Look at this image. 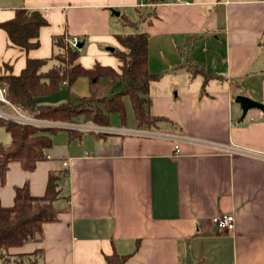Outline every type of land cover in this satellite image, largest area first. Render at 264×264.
I'll return each instance as SVG.
<instances>
[{"label": "crops", "instance_id": "obj_1", "mask_svg": "<svg viewBox=\"0 0 264 264\" xmlns=\"http://www.w3.org/2000/svg\"><path fill=\"white\" fill-rule=\"evenodd\" d=\"M142 3L0 0V22L19 7L48 19L39 47L29 52L0 26V74L6 63L16 75L27 58L51 56L53 36L65 32L83 43L84 67L100 62L118 70L113 51L123 46L117 35L147 31L149 69L162 74L150 85L152 113L166 117L157 129L243 151L181 142L176 152L165 138L94 132L53 138L48 159L34 171L11 163L5 184L0 179V203L13 206L25 184L32 196H44L49 175L64 168L69 197L56 203V220L8 252L42 249L40 264H107L106 255L132 253L139 240L124 264H264V111L251 107L242 118L236 100L242 94L264 105V0ZM124 16L134 24H125ZM192 68L220 77L205 82ZM77 83L83 90L75 89ZM85 86L89 80L81 77L66 95L63 84L51 101L88 97ZM225 213L235 215L234 232L212 221Z\"/></svg>", "mask_w": 264, "mask_h": 264}, {"label": "trees", "instance_id": "obj_2", "mask_svg": "<svg viewBox=\"0 0 264 264\" xmlns=\"http://www.w3.org/2000/svg\"><path fill=\"white\" fill-rule=\"evenodd\" d=\"M164 0H147L148 6H154ZM149 15H155L150 11ZM125 24H134L124 16ZM48 24V19L40 10L19 7L12 19L0 22L8 33L12 44L22 47L27 52L39 47L40 29ZM117 39L123 48L113 51L121 61L119 69L96 62L86 68L80 60L81 49L71 45L68 33H61L52 38V55L45 58H27V64L19 74H13L9 63L0 74V86H5L7 99L29 116L54 122L93 123L97 125L127 126V102L131 103L136 126L158 128L165 116L154 115L151 110V83L159 80L162 74L149 69V33L146 31L118 34ZM264 39V38H263ZM81 42V41H79ZM264 44V40L262 42ZM54 64L47 67L49 62ZM193 75L201 73L206 80L220 77L204 69L192 68ZM86 77L89 80L88 97L75 100L67 97L60 102L51 101L66 84L68 91L75 82ZM0 108L12 106L0 101ZM0 127H4L11 137L9 144L0 143V179L5 184L6 174L11 163L21 164L26 171L32 172L38 162L47 160L53 147V135L66 130L69 139L81 136L84 131L56 126L24 124L0 117ZM95 133V132H94ZM98 134L97 136H104ZM68 168L49 175L45 195L34 197L28 185L16 190L13 206L3 207L0 203V264H40L44 251L37 249L32 254H11L10 246H22L41 230L43 223L56 220L59 209L56 203L69 197L65 192ZM132 253L114 252L106 255L107 264H124Z\"/></svg>", "mask_w": 264, "mask_h": 264}, {"label": "built area", "instance_id": "obj_3", "mask_svg": "<svg viewBox=\"0 0 264 264\" xmlns=\"http://www.w3.org/2000/svg\"><path fill=\"white\" fill-rule=\"evenodd\" d=\"M142 6L145 7V5H148V2L146 0H141ZM71 45L77 46L76 44L78 43L77 38H73L69 40ZM7 91L5 86H0V101H4L12 106L11 109H1L0 108V117L8 118L11 120H14L16 122H21L24 124H35V125H40V126H56V127H65V128H73V129H78L84 132H95V133H100V134H121L125 136H132V137H141L145 139H150V138H157V139H169L174 142L175 144V150L176 152L179 151L180 143L181 142H188V143H196L205 147H211L216 150H223L225 149L226 151L229 152H242L243 150L240 149L239 147H234V146H227V145H220L218 143H214L212 141H206V140H201L198 138H191L189 136L183 135L181 133L177 134L174 132H167V131H162L154 128H144V127H128V126H113V125H97V124H89V123H83V122H76V123H68V122H54L50 120H44V119H39L36 117H31L21 111L18 107L16 108L13 106L9 100L7 99ZM212 221L215 223V225L219 229H224V230H229L231 232H234L235 230V215L231 213H225L222 215H214L212 218Z\"/></svg>", "mask_w": 264, "mask_h": 264}, {"label": "rangeland", "instance_id": "obj_4", "mask_svg": "<svg viewBox=\"0 0 264 264\" xmlns=\"http://www.w3.org/2000/svg\"><path fill=\"white\" fill-rule=\"evenodd\" d=\"M79 88L80 90H83L81 87H80V83H77L75 89ZM85 89H87V87L85 86ZM88 90V89H87ZM64 91L66 92V95L68 94V89L64 88ZM72 100H75V97H70ZM67 99V98H66ZM127 102V116H128V122L130 123V125H132L135 121V116H133V111H132V107H131V103L126 100ZM65 128V127H64ZM154 129H157V128H154ZM66 130H63L62 131H58L56 132V134L53 135V138L56 139V137H65L68 138L69 134L66 133ZM61 140V139H59ZM11 141V137L10 135L6 132L5 128L4 127H0V143L2 144H9Z\"/></svg>", "mask_w": 264, "mask_h": 264}, {"label": "water", "instance_id": "obj_5", "mask_svg": "<svg viewBox=\"0 0 264 264\" xmlns=\"http://www.w3.org/2000/svg\"><path fill=\"white\" fill-rule=\"evenodd\" d=\"M77 47L78 48H82L83 47V43L82 42H78L77 44ZM114 48H111V50L113 51ZM236 100L238 102H240L241 104V107H242V113H243V116L242 118H244L246 116V114L248 113L247 111L249 109H251V107H257V108H260L264 111V105L262 103H260L259 101H256L254 100L253 98H249L245 95H242V94H238L236 96Z\"/></svg>", "mask_w": 264, "mask_h": 264}]
</instances>
